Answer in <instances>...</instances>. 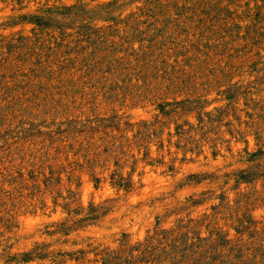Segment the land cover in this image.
I'll return each mask as SVG.
<instances>
[{"label":"rangeland","instance_id":"374dc122","mask_svg":"<svg viewBox=\"0 0 264 264\" xmlns=\"http://www.w3.org/2000/svg\"><path fill=\"white\" fill-rule=\"evenodd\" d=\"M0 264H264V0H0Z\"/></svg>","mask_w":264,"mask_h":264},{"label":"trees","instance_id":"16d2710c","mask_svg":"<svg viewBox=\"0 0 264 264\" xmlns=\"http://www.w3.org/2000/svg\"><path fill=\"white\" fill-rule=\"evenodd\" d=\"M31 253H27V254H24V256L26 257L27 259V256L29 257Z\"/></svg>","mask_w":264,"mask_h":264}]
</instances>
